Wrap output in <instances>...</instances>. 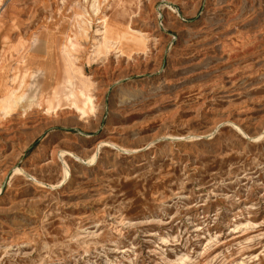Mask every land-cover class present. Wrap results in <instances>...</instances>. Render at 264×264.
<instances>
[{
  "label": "rangeland",
  "instance_id": "374dc122",
  "mask_svg": "<svg viewBox=\"0 0 264 264\" xmlns=\"http://www.w3.org/2000/svg\"><path fill=\"white\" fill-rule=\"evenodd\" d=\"M0 36L35 71L0 111V264H264V0H0Z\"/></svg>",
  "mask_w": 264,
  "mask_h": 264
},
{
  "label": "bare ground",
  "instance_id": "6f19581e",
  "mask_svg": "<svg viewBox=\"0 0 264 264\" xmlns=\"http://www.w3.org/2000/svg\"><path fill=\"white\" fill-rule=\"evenodd\" d=\"M103 23H105V19H103ZM105 25L106 24H104V30L102 31L100 37L93 43L92 52L94 57L99 56L100 54H105L109 46L111 45L112 40L114 41V43L117 42V40L110 37V34L107 32L108 30L106 31ZM125 28L127 32H134L129 25H127ZM136 32L140 33L137 30ZM140 37L141 36H139L138 38ZM78 48L79 40L76 34L67 35L61 44V49L65 56H67L66 54L68 52L72 54ZM118 48H120L122 52L124 48L133 50V48L128 43L122 40L119 41ZM29 51V43L27 41L23 43L19 42L13 45H6L4 38H1L0 36V111H3L4 113L11 110V108L24 97L23 88L26 86V84H28L30 78L35 77V71L30 70L28 66H25L27 64ZM13 54H15L17 58L15 66L10 65L9 63L11 55ZM70 54L68 55L70 56ZM59 78L60 77L58 75L54 77V79H56L57 81H59ZM60 87L62 88V91L64 89L63 93L65 97H76L77 95H80L81 97H83V103L85 104V106L88 107L92 103L91 96L88 93L84 92V90L78 91L77 87H75L74 81L69 76H65V78L60 79ZM45 101L50 109H54L53 101L51 99L46 98ZM20 169L13 168V171L16 173L20 171ZM66 169L65 172H67Z\"/></svg>",
  "mask_w": 264,
  "mask_h": 264
}]
</instances>
